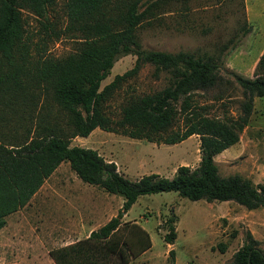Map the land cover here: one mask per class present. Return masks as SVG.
<instances>
[{
	"label": "trees",
	"instance_id": "1",
	"mask_svg": "<svg viewBox=\"0 0 264 264\" xmlns=\"http://www.w3.org/2000/svg\"><path fill=\"white\" fill-rule=\"evenodd\" d=\"M55 4L56 0H0V121L13 124L8 141L0 132V228L61 162H67L83 183L122 197V204L86 238L50 249L54 264H127V242L115 234L125 227L139 249L147 247L146 235L135 224L121 223L141 195L173 191L191 201H233L248 210L264 208L263 184L239 174L222 176L213 160L237 142L248 124L253 98L264 97V49L252 76L244 77L222 66V54L235 44L237 33L212 52L143 49L137 28L161 7L160 0L143 9L142 0H64L62 20L52 22L48 12ZM23 12L37 17L44 31L37 38L36 53L26 35ZM247 31L241 28L239 34ZM61 37L72 40V50L61 57L47 54L46 39ZM126 54L135 56L133 66L100 88L116 58ZM144 64L153 66L154 73H165L167 84L150 93L129 95L118 116L110 117L106 102ZM224 74L232 76L242 96L238 114L230 119L208 116L207 106L194 108L191 102L196 91L230 83ZM178 119L182 126L174 128ZM95 128L164 144L195 134L198 165L193 169L180 165L170 178L149 173L129 180L95 149L69 145L73 137H86ZM172 221L167 219L164 240L168 243L174 239ZM168 253L173 264V250ZM230 264H264V250L249 232Z\"/></svg>",
	"mask_w": 264,
	"mask_h": 264
},
{
	"label": "rangeland",
	"instance_id": "2",
	"mask_svg": "<svg viewBox=\"0 0 264 264\" xmlns=\"http://www.w3.org/2000/svg\"><path fill=\"white\" fill-rule=\"evenodd\" d=\"M153 1L142 0L140 9ZM63 2L56 0L48 12L50 21L62 20ZM160 3L162 5L153 11L154 15L137 28L143 49L171 53L212 52L237 33L235 44L222 54V66L224 70L244 77L252 76L257 58L264 49V0H160ZM22 16L32 52L36 53L37 38L44 31L37 17L27 12ZM241 28L248 31L241 35ZM73 45L72 40L64 37L54 41L46 39V52L61 57L69 53ZM134 60L132 54L118 56L100 88L115 75L130 69ZM166 77L163 72L154 73L150 64H144L134 76L122 82L106 102L110 117L118 116L120 106L129 95L162 89L167 84ZM224 78L230 83L204 93L194 92L191 96L193 107L207 106L205 112L208 116L234 118L239 112L241 92L231 75L224 74ZM252 106L248 124L238 133L237 142L215 155L213 160L222 176L239 174L253 183L264 185V97H254ZM35 113L37 117V99ZM12 126L9 121H0V132L5 135V141H8L6 138ZM178 126H182L181 119L176 121L174 128ZM69 145L95 149L106 161L114 162L122 176L132 181L149 173L170 178L178 166L193 169L199 161V138L195 134L176 144H164L95 128L86 137H73ZM66 181L75 189L94 187L75 179L67 162H61L40 187L47 192L52 186L65 185ZM112 198L113 202L107 208H111V212L94 216L92 221L83 208L91 227L100 224L109 214L117 213L116 206L122 197L115 195ZM36 207L37 194L28 204L4 218V225L0 228V264H28L32 260L34 253L30 248L41 226L37 222ZM169 217L173 220L172 243L164 240ZM121 223L135 224L148 239L147 247L139 249L141 245L127 228L118 229L115 235L125 240L129 248L127 264H171L168 253L171 249L173 264H230L232 254L242 244L246 232L264 250V208L248 210L233 201H191L173 191L146 194L137 197L123 214ZM68 228L73 230V225Z\"/></svg>",
	"mask_w": 264,
	"mask_h": 264
},
{
	"label": "crops",
	"instance_id": "3",
	"mask_svg": "<svg viewBox=\"0 0 264 264\" xmlns=\"http://www.w3.org/2000/svg\"><path fill=\"white\" fill-rule=\"evenodd\" d=\"M72 175L77 179L73 172ZM78 183L81 184L79 181ZM95 187L97 186L75 189L66 181L65 185L52 186L47 192L45 190L42 191L41 187L35 191L31 197L37 194V207L35 211L37 213V222L41 223V226L40 233L35 238L33 247L30 248V251H33L34 254L28 264H54L48 255L50 249L86 238L90 231L95 230L115 215L111 213L100 224L91 227L90 222L94 216H104L106 212H111V208H107L113 202L112 199L114 198L112 197H115L114 194H109L103 189ZM121 204L122 199H119L116 207L119 209ZM84 207L87 213L83 211ZM84 213H86L87 218H91V221L88 220V222L85 219ZM71 225H73V230L68 228ZM46 244L51 246L47 247ZM42 249L45 251H42Z\"/></svg>",
	"mask_w": 264,
	"mask_h": 264
}]
</instances>
